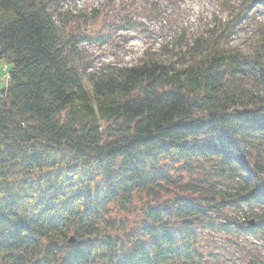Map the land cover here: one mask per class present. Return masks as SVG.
Listing matches in <instances>:
<instances>
[{"label": "trees", "instance_id": "trees-1", "mask_svg": "<svg viewBox=\"0 0 264 264\" xmlns=\"http://www.w3.org/2000/svg\"><path fill=\"white\" fill-rule=\"evenodd\" d=\"M66 1L0 0V264H264V44L229 47L247 13L96 76Z\"/></svg>", "mask_w": 264, "mask_h": 264}, {"label": "rangeland", "instance_id": "rangeland-1", "mask_svg": "<svg viewBox=\"0 0 264 264\" xmlns=\"http://www.w3.org/2000/svg\"><path fill=\"white\" fill-rule=\"evenodd\" d=\"M262 3L258 0H67L62 4L60 19L68 34L91 38L82 39L75 48L84 66L91 67L87 73L100 76L105 66L132 67L151 57L178 62V40L182 35L187 39L198 37L216 25L236 23V17L246 13V18L239 17L240 30L230 39L229 47L250 57L264 44ZM151 11L159 12L161 17L150 18ZM130 20L139 27L122 30ZM100 35L107 36L105 41L100 42ZM8 82L4 63L0 62V93ZM218 241L222 242V237ZM262 248L264 245L258 249ZM251 259L238 255L226 259L224 264H249Z\"/></svg>", "mask_w": 264, "mask_h": 264}, {"label": "water", "instance_id": "water-1", "mask_svg": "<svg viewBox=\"0 0 264 264\" xmlns=\"http://www.w3.org/2000/svg\"><path fill=\"white\" fill-rule=\"evenodd\" d=\"M251 224L254 225L255 223L252 222ZM70 243H74V240L72 239V240L70 241Z\"/></svg>", "mask_w": 264, "mask_h": 264}, {"label": "built area", "instance_id": "built-area-1", "mask_svg": "<svg viewBox=\"0 0 264 264\" xmlns=\"http://www.w3.org/2000/svg\"><path fill=\"white\" fill-rule=\"evenodd\" d=\"M7 80L9 81L10 80V77H9V75L7 74Z\"/></svg>", "mask_w": 264, "mask_h": 264}]
</instances>
